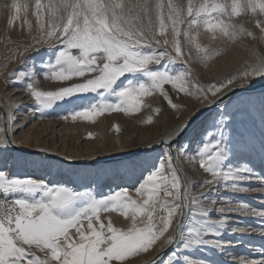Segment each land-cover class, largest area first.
Listing matches in <instances>:
<instances>
[{"label":"snow or ice","instance_id":"1","mask_svg":"<svg viewBox=\"0 0 264 264\" xmlns=\"http://www.w3.org/2000/svg\"><path fill=\"white\" fill-rule=\"evenodd\" d=\"M0 14L7 17L2 41L12 53L7 59L49 46L47 58L25 61L5 81L22 86L38 119L73 104L74 97L88 102L67 107L55 119L95 123L105 114L134 116L152 109L151 97L179 111L173 94L216 106L192 138L176 139L188 127L181 125L161 142V156L134 188L135 199L126 187L101 196L0 169V264H130L161 240L162 254L164 245L172 249L168 264H264V244L251 249L259 257L252 258L231 251L243 241L222 238L238 232L264 238V197L256 207L219 195L264 192V174L252 164L254 155L264 164V132L258 143L234 136L230 105L215 99L237 80L238 87H246L264 78V55L254 54L237 74L206 88L192 79L189 67L192 62L207 67L226 53L224 45L247 38L264 44V0H7L0 3ZM248 22L259 36L245 27ZM13 28L26 31L31 42L13 41ZM41 79L61 86L44 90ZM13 119L8 112L0 115V151L17 143L10 135L18 127ZM144 123H153V116ZM183 162L205 178L195 181ZM212 185L216 195H205L203 189ZM107 213L119 214L129 226H115L111 216L102 219ZM229 213L256 220L237 221Z\"/></svg>","mask_w":264,"mask_h":264},{"label":"rangeland","instance_id":"2","mask_svg":"<svg viewBox=\"0 0 264 264\" xmlns=\"http://www.w3.org/2000/svg\"><path fill=\"white\" fill-rule=\"evenodd\" d=\"M4 2H7V0H0V3H4ZM29 19H32V17L30 16ZM33 26L35 29L34 21H33ZM245 27H247L249 30L256 32L257 36H259V30L256 29L251 22H248L245 25ZM6 31H7V17L3 14H0V100L6 105H8V102H13V101L21 102L20 107H17L14 110L15 112L14 125L21 124L23 125V127L22 129L13 132L14 134L13 136L15 137V139H18L25 132L31 130L34 125L38 124L36 127L38 126L41 127L45 123L50 122L51 124L49 126V129L51 130L53 126L52 133H50L49 135H47V137H45V139L49 140L50 144H52V142H56L61 146L63 144H66L74 148L76 147L77 148L83 147L84 149L85 148L87 149L88 147L97 148L99 149L97 155L100 156L103 154L102 153L103 151L105 152L107 151V149H111L116 139L118 138H120L125 143L126 148L133 150L140 148L146 143L153 141L161 136H164L163 137L164 139L162 140L164 141L179 126L187 124V122H189L200 111H202L205 107L209 106L208 103H201L194 96L181 95L179 97H176L173 94L174 103L181 105V110L179 111L173 110L169 106H167L166 101H163L162 98L151 97L149 98V100L152 103V109H145L141 113L134 116H125L123 113H112L110 115L105 114L104 116L97 118L95 123H90L88 121H82V120L71 122L70 120L65 121L62 119H55L54 116L57 113H63L64 111H66L67 107L78 108L88 102L87 99L74 97L73 104L71 105L66 104L65 108H61L57 106L54 109L50 110V113L47 117L38 119L37 118L38 114L34 115L30 111V108L33 106V100L28 95L25 94L22 86L19 84L15 86L8 85L5 83V81L11 79L10 73H13L19 70L20 68L24 67L25 61H28L33 57H36L37 59H40L41 57L47 58L50 55L49 46L45 45L41 47L39 51H28L24 53L22 58L9 60L7 59V57L12 55V53L5 52L4 45L2 43ZM33 34H35V32H33ZM9 35L11 36V39L13 41L17 42L20 45H24L31 42L30 39L27 37L26 31H21L19 28H13L9 33ZM161 39L163 38L161 37ZM204 42L207 43V40H204ZM216 44L218 45V42H216ZM11 47L12 45H9V48ZM224 47H226V53L216 58L214 61L210 62V64L207 67L201 65L198 62L190 63L189 67L191 68V71L193 73L192 79L197 81L200 86L206 88L210 84H216L225 81L228 77L235 75L240 70L244 69L245 66L253 59L254 54L264 55V44L258 43L257 41H253L251 38H247L236 44L224 45ZM179 66L180 65H177V67ZM263 80L264 78L253 79L251 81V84L246 87H238L237 85L240 84V81L237 80L236 84L233 85H235L234 88H250L263 84L262 83ZM39 86L44 90H54L60 87L61 85L56 82H48L41 79ZM166 87L170 88V85ZM234 88H230V90ZM88 95H92V94H88ZM209 99L210 100L213 99L210 96V94H209ZM156 107H160L162 109V111L159 114H156L153 111V109H155ZM215 112L216 111L214 110L212 114L215 115ZM229 112L231 113V119H232L231 133L237 138L243 136L245 139L258 143L259 139L261 138V133L264 132V93L257 94L254 92L247 94L245 97H239V100L237 101L236 104L233 105L230 104ZM212 114L211 116H213ZM149 115L153 116V123L151 124L144 123V121L147 119ZM0 123L2 122L0 121ZM117 126L119 127L118 132L116 131ZM68 129H70L69 131H71L70 135L65 137V134L67 133ZM193 130L191 135L189 136L186 135L183 139H190L193 136H195L194 135L195 132ZM89 134H91L92 138H89ZM160 142L156 144L155 149H148L147 151H143V153L144 154L146 153L147 155L153 153L154 160H152L153 156H151L149 157L150 160L149 162L148 160L147 161L144 160L142 166L140 165L136 166V168H138L137 173L129 176L127 178L126 183L123 182L125 178L121 177L119 172L117 173L113 172L112 174H109L107 176L105 174H98L91 181H90V177H88L87 172H84V174L81 176V179L78 180L72 174H68L67 176V173L65 172L66 169L65 166L67 167L70 165L64 163L63 164L61 163L62 165H64V167L57 170L58 172L57 174H51L52 167L48 163L42 164L43 166L40 165L39 166L40 170L38 171V173H34L31 170H29L30 166L24 157L25 154L18 152L17 153L20 155H18V157L16 158V164H14L15 167L13 170L8 169L13 164V160L15 157L11 153H5L3 157L0 159V169H7V171L11 175H15L19 177H32L38 180H44L50 184H63L77 188L81 191L90 189L94 193L101 196L110 191H115L120 188L126 187L129 189V194L135 199L136 196H135L134 188L138 185V182L142 179V177L146 175V173L156 164L157 160L161 156L162 149L160 146H158ZM109 154L114 155L113 153H109ZM111 159H115V158H111ZM95 160L85 161L83 162L85 164H81L80 166H70V167L95 168L99 165L116 163V160H112L111 163L107 162L105 164L103 163L97 164L95 162L99 160L97 161ZM252 164L258 172L264 174V164L261 163L259 155H254L252 157ZM182 167L184 168L186 174L192 177L197 182L205 178L204 176L194 172L191 165L187 164V162H183ZM34 169H36V167H34ZM75 170H73V173L76 172ZM66 176L68 178V181L63 182ZM97 178L100 181L99 184H97L98 183ZM257 184L258 182L253 181L251 182V187L254 188L257 186ZM213 192L214 191L211 186L203 189V193L205 195H213V196L216 195L215 192L214 194ZM219 195L225 197L231 196L234 200H239L242 202H246L249 205L260 207L261 198L264 197V192L250 191L247 193L233 194L226 190H222ZM218 206L219 204L214 207H218ZM212 215L216 216L217 213L213 211ZM229 215L237 216L235 213H229ZM107 216H111L115 226L117 227L127 228L129 226L130 222L124 219L123 217L119 216V214L117 213H107L104 216H102V219H105ZM241 220L244 222L248 221L249 224L250 222L251 224L255 223V218L250 216L239 217V221ZM248 234L251 235V232L244 233L243 235H237V234L228 235L222 238L226 240H232L234 242L238 240L243 241V243L237 244L236 246L232 247L231 248L232 252L248 255L251 256L252 258H259L256 253L251 251V249L253 247L258 248L261 245L257 243L256 239H253L252 237L249 236L246 237ZM167 235H171V231L168 234H166V237L164 239L167 238ZM162 244H163V240L158 242L157 245H155L148 253H143L140 256L133 258L130 264H137L142 259L148 260V262L150 263L151 261L155 260L158 256H162L161 264H168L167 254L170 253L172 249L170 246L164 245L163 254H162L161 252ZM212 254L213 252L211 251H207L205 253L207 257L219 261L220 257ZM196 255H201V254L196 253Z\"/></svg>","mask_w":264,"mask_h":264},{"label":"bare ground","instance_id":"3","mask_svg":"<svg viewBox=\"0 0 264 264\" xmlns=\"http://www.w3.org/2000/svg\"><path fill=\"white\" fill-rule=\"evenodd\" d=\"M262 83L264 84V80L262 81ZM232 86L230 88L235 87V85H232ZM227 91L228 90H226V92ZM255 93H257V94L258 93H264V90L261 89ZM224 94L225 93H222L221 96H223ZM246 95H247V93L239 94V95L229 99L225 103L229 104V105L230 104L231 105L236 104L237 101L239 100V97H245ZM253 95H255V94H253ZM221 96H218L215 99H219ZM9 104L16 105V107L9 108L8 107ZM214 104L215 103L209 104V106H207L208 105L207 104L206 106L210 107V106H213ZM8 105L1 102V100H0V106L3 108V110L5 112L10 113L12 115V117L14 118L12 121V123L14 125L15 124L14 123V120H15L14 110L17 107H20L21 102L20 101L8 102ZM214 110L216 111V107ZM0 115H2V111H0ZM50 124H51L50 122L45 123L41 127L40 126L36 127L38 124L34 125L31 130H29L28 132H25L18 139H15L17 141V143L15 145L8 148L7 151H0V159L3 157V155L5 153H11L15 156L14 160H13V164L8 169H11V170L14 169V167H15L14 164H16V158L18 157V155H20L18 153L25 154L24 157L30 166L29 170H31L34 173H38V171L40 170L39 169L40 165L48 163L52 167L51 174H57L58 173L57 170L64 167V165H62L63 163L61 164V161H59V159L65 160L68 163H71V164H69L70 166H80L81 164H85V163H83L85 161H94L95 159H96L95 161H97V160L100 161V162L99 161L95 162L97 164H102V163L105 164L107 162L111 163L112 160H116V163L107 164V165H99L95 168H82V167L81 168L80 167H73L72 168L70 166H67V167L65 166V168H66L65 172L67 173V176H68V174H72L78 180L81 179V176L84 174V172H87L88 177H90V181L93 180V178H95L98 174H105L107 176L109 174H112L113 172H116V173L119 172L121 177L125 178L123 180V182L126 183L127 178L129 176L137 173L138 168H136V166H138V165L142 166V164L144 163V160H146V161L148 160V162H149L150 161L149 157L153 156V153L147 155L146 153L144 154L143 151H147L148 149H155L156 144L164 139L163 138L164 136L158 137L157 139L146 143L142 147L133 150V149L126 148L125 143L120 138H118V139H116V141H115V143L111 149H107V151L102 152L103 153L102 155H104V156H102V155L98 156L97 154H98L99 149H97V148H91V147H88L87 149L86 148L84 149L83 147L74 148V147L68 146L66 144H63L61 146L60 144H58L56 142H52V144H50L49 140L45 139V137H47V135L52 133L53 126H52V129L50 130L49 129ZM20 125L21 124L16 125L18 127H16L15 131L22 129L23 125H21V126ZM69 130L70 129L67 130L65 137L70 135L71 131H69ZM191 133H192V130L188 131L187 136L191 135ZM10 135L13 136L14 134L11 133ZM194 135H196V133ZM80 146H81V144H80ZM13 147H15V148H13ZM109 153H113L114 155H111ZM51 156H53L55 158V160H53ZM56 158H58V159H56ZM111 158H115V159H111ZM152 160H154V156L152 157ZM32 164L34 165V167H36V169H34ZM73 170H75L76 172L73 173ZM183 170H184V168H183ZM184 172H185V170H184ZM67 176L64 178L63 182L68 181ZM97 182H98L97 184H99V182H100L98 178H97ZM211 187H212V189H214L215 185H212ZM213 194H214V192H213ZM234 217L236 218L237 221H239V216L237 217L234 215ZM247 220H248V218H247ZM255 220H256V218H255ZM250 224H251V222H250ZM233 234L243 235L244 233L238 232V233H232L230 235H233ZM249 234L246 237L249 236V237H252L253 239H256L257 243L260 245L262 243H264V238H262L258 232H251V235H249ZM226 236H228V234H226L224 237H226ZM152 262L153 261H151L149 263L148 260L142 259L137 264H152Z\"/></svg>","mask_w":264,"mask_h":264},{"label":"water","instance_id":"4","mask_svg":"<svg viewBox=\"0 0 264 264\" xmlns=\"http://www.w3.org/2000/svg\"><path fill=\"white\" fill-rule=\"evenodd\" d=\"M259 89H264V84H261V85H258V86H254V87H250V88H234V89H231L229 90L228 92H226L223 96L225 102H227L229 99L233 98L234 96L236 95H239L241 93H247V94H250V93H254L256 91H258ZM220 97V98H221ZM219 98V99H220ZM215 104L213 106H210V107H205L202 111H200L196 116H194L189 122H187V125L188 127L185 128V131L184 133H181L180 137H177L176 139L179 140L181 138H184L186 135L185 133H187L188 131L190 130H193L195 129L198 125H200L201 121L205 120L206 118H208L209 116H211L212 112L214 111L215 109ZM0 110H3V108L0 106ZM5 111L3 110L2 113H4ZM201 113H203L204 115L202 116ZM161 145V142L158 146ZM15 148V147H13ZM156 148V147H155ZM53 160H55V158L53 156H51ZM58 159V158H56ZM59 161H61V163H64V164H71V163H68L67 161L65 160H61L59 159ZM165 253V252H164Z\"/></svg>","mask_w":264,"mask_h":264}]
</instances>
